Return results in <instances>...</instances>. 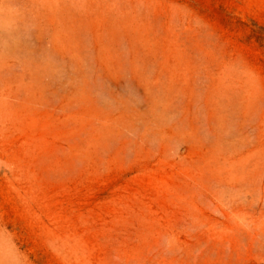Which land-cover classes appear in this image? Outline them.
Returning <instances> with one entry per match:
<instances>
[{"label": "rangeland", "instance_id": "1", "mask_svg": "<svg viewBox=\"0 0 264 264\" xmlns=\"http://www.w3.org/2000/svg\"><path fill=\"white\" fill-rule=\"evenodd\" d=\"M0 264H264V0H0Z\"/></svg>", "mask_w": 264, "mask_h": 264}]
</instances>
